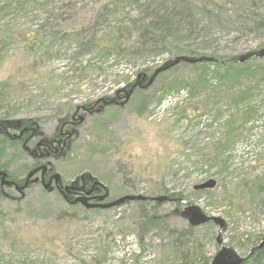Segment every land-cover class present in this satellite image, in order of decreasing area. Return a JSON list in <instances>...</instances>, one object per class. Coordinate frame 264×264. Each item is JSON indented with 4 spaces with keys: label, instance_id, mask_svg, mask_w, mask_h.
Masks as SVG:
<instances>
[{
    "label": "rangeland",
    "instance_id": "1",
    "mask_svg": "<svg viewBox=\"0 0 264 264\" xmlns=\"http://www.w3.org/2000/svg\"><path fill=\"white\" fill-rule=\"evenodd\" d=\"M92 1L26 0L17 5L0 0V9L7 10L0 14V35L13 33L9 43L0 45V91L14 97L11 106L16 108L9 115L0 108V124L13 122L20 129L27 125L37 141H45L59 132L67 116L81 107L89 109L78 116L81 121L70 149L54 162L61 179L78 185L83 176L92 175L104 182L98 204L125 194L158 196L167 189L183 193L176 196L204 213L223 218L226 228L220 231L213 221L191 226L181 213L187 203L166 201L157 208L159 214L169 215L170 226L187 230L181 240L198 255L190 256L194 264H204V259L211 264L222 245L236 256L253 253L264 235V81L246 99L234 103L221 97L213 69L206 75L212 86L203 92L189 86L164 92L167 79L183 77L187 70L180 63L175 70L159 73L147 87L143 86L149 77L135 88L117 80L149 66L157 70L170 65L179 56L198 57L197 53L212 57L255 52L247 60L264 63V55L258 54L264 48V30H244L231 12L230 22L224 25L205 21L215 39L209 43L205 38L211 37L202 35L188 44L197 50L195 54L185 52V42L184 55L178 56L165 52L132 61L115 55L104 60L97 52L85 51L76 57L78 40L69 37L59 39L48 56L28 53L27 32L41 29V35L47 36L63 31V23L79 21L86 14L83 6ZM236 1L245 4L244 12L251 11V2L264 9V0ZM133 14L139 12L134 9ZM124 15H108L106 23L114 24ZM247 24L252 26L251 21ZM106 31L99 29L100 34ZM93 32L89 29L87 35ZM88 38L80 42L88 44ZM208 43L210 47L205 48ZM91 63L104 72L88 71ZM246 86L236 84L228 90L236 98ZM128 94L130 100L124 103ZM249 107L253 108L249 115L242 114ZM14 153L18 165L12 166L13 174L32 172L31 159L23 156L27 151L15 147ZM37 171L27 187L16 188L8 182L0 196V264H181L184 260L172 252L171 235L153 231L141 245L138 202L126 200L111 209L71 204L57 190H45ZM211 178L217 182L213 188H194ZM244 264L253 263L249 259ZM255 264H264V259Z\"/></svg>",
    "mask_w": 264,
    "mask_h": 264
},
{
    "label": "trees",
    "instance_id": "2",
    "mask_svg": "<svg viewBox=\"0 0 264 264\" xmlns=\"http://www.w3.org/2000/svg\"><path fill=\"white\" fill-rule=\"evenodd\" d=\"M11 1L17 5H22L26 2V0ZM197 1L94 0L91 5L87 4L83 6L86 14L79 21L75 20L74 22L63 23V31L55 30L47 36L41 35V29L33 31L30 35L27 32V51L31 55L36 54L38 57L48 56L53 52L54 45L57 44L59 39L62 40L69 37L78 40V48L80 51L75 53L76 57L82 55L85 51L97 52L98 57H102L104 60H109L115 55L118 58L124 57L128 61H132L131 58L138 56H158L165 52L176 53L178 56L183 54V49L185 52L195 54L197 50L189 48L188 44L196 41L202 35L211 37V28L209 25H205V21H209V23L215 21L220 25H224L226 22H230L228 17L231 16V12H235L237 16L234 20L243 24L242 28L244 30H264L263 6L258 9L254 2H251V6H246H250L249 9L251 11L244 12L245 4L238 5L236 0ZM60 8L63 10L64 7L60 6ZM3 9H0V14H4L7 11ZM134 9L139 12L138 15L133 14ZM120 12L125 14L121 20H114V24L106 23L108 15H115ZM93 16L94 19L92 20ZM61 17L62 15L57 16V18ZM250 21L252 22L251 27L247 24ZM102 27H105L107 31L100 34L99 29ZM89 29H93L94 32L87 35ZM84 35L89 36L88 44L80 42L86 37ZM11 39H13L12 32L0 35V45H6ZM213 39L215 38H205V41L212 43ZM185 42L187 46L182 49ZM209 43L207 44L209 46L205 48L210 47ZM212 52L215 53L216 51ZM197 54L198 57L202 56L201 53ZM212 57L215 60H204L195 63L181 61L180 65L188 66L187 70L183 72V77L176 76L167 79L163 85L164 92L165 90H176L179 92L184 86H189L197 92L207 91L209 86H212V81L206 75L208 71L213 69L216 73L215 80L219 86L218 92L222 93L221 97L238 103L250 96L255 86L260 84L261 81H264V63H251L249 60L239 61L240 56H219L216 53ZM178 65L176 64L166 68L161 67L159 73L163 74L167 69L175 70ZM86 69L88 71L89 69H92V71L95 69L96 73L99 74L104 72L103 70L98 71L99 67L93 63L86 67ZM155 71V69L152 70L149 66L137 71L134 76H118L117 82H123L126 87L137 86ZM132 77H134L133 81H131ZM236 84H240L241 86L247 84L248 87L246 86L234 98V95H231L228 89L232 86L234 87ZM3 88H7V86L4 84ZM139 89L137 88V90ZM9 94L7 90L4 92L0 91V108L5 109L6 112L4 115H9L11 113L10 111L16 109L11 106L14 97L10 98ZM161 97L163 98L164 94ZM252 110L253 108L249 107L242 114L248 116ZM228 123L230 125L233 124V120H229ZM228 134L231 135L230 132ZM163 190L167 191V189ZM176 195L184 196L183 193H172L170 196L177 197ZM138 203L140 220H138L137 234L140 237L141 245L145 246L147 237L153 231H158V235H171L172 252L181 254V257L184 259L181 264H194V258L190 256L198 255L191 252L187 248L188 246H185L186 244H183V240H181L187 237V233H185L187 230H178L170 226L168 220L169 215L158 213L157 208L160 205L159 203H151L150 200L139 201ZM177 203V205H181V202L178 200ZM188 236L190 237V232ZM141 252L145 253L146 249L143 248ZM261 259H264V247L254 250L251 263L255 264V262ZM208 262V260L204 259V264H208Z\"/></svg>",
    "mask_w": 264,
    "mask_h": 264
},
{
    "label": "flooded vegetation",
    "instance_id": "3",
    "mask_svg": "<svg viewBox=\"0 0 264 264\" xmlns=\"http://www.w3.org/2000/svg\"><path fill=\"white\" fill-rule=\"evenodd\" d=\"M81 108L73 112L70 117L67 116L66 119H63L61 127L59 128V132L46 137L47 140L45 141H41V139L37 141L35 138V131L31 132L30 128L27 127V125H24V128L20 129V127H18V125H14L13 122L0 124V196L4 195L3 189L4 186L7 185L6 183L12 182L13 186L19 188L25 183L30 173V170L27 172L25 171L24 175L20 177L17 174H13L14 168H12V166L18 165L16 163V159L18 156L14 153V148L16 147L21 150L23 149L24 151H27V154H23V156H27L29 159H31L32 162H30V166L33 167V170H38L37 172L40 173L39 177L45 190H57L71 204H77L78 202L81 204H85V202L95 203V201H99V199H101L102 192L100 191H103L106 184H104V182H101L100 180L93 179L92 175L83 176L81 179V184L78 185L65 182L63 179H59L57 183L55 178V174L57 173V171L53 167L55 166L54 162L57 159L61 158V156L63 155L62 153L70 149V141L75 137L77 127L79 126L81 121L80 117L78 116L80 115V113H84V111H90L89 109L83 110ZM29 122L30 121H25V124ZM30 147L34 148L30 150ZM4 157L6 160L2 161L1 159ZM18 177L20 179H18ZM33 177L34 176H32V178ZM172 193L173 192H169L167 190L165 191V193H161V195L153 196L152 199H155H153L152 201H154V203L156 202L161 204L166 201H176L177 203L178 200L182 204V201L180 199L185 200V198L179 196H170ZM122 196H119V198H121ZM159 196H164L166 197V199L159 200L157 198ZM149 197L151 196L147 195V198ZM119 198L114 197L109 200L107 199V201L108 203H111ZM134 201L137 202V200ZM185 201L186 203H188L187 200ZM114 205L106 207V209H111ZM181 211L183 212L184 209ZM220 231L222 230L220 229ZM252 255L253 253H251L249 257H245L246 259L244 260V262L251 259ZM244 262L242 264H244Z\"/></svg>",
    "mask_w": 264,
    "mask_h": 264
},
{
    "label": "water",
    "instance_id": "4",
    "mask_svg": "<svg viewBox=\"0 0 264 264\" xmlns=\"http://www.w3.org/2000/svg\"><path fill=\"white\" fill-rule=\"evenodd\" d=\"M258 54L264 55V49L261 50ZM252 55H254V53L245 54L243 56H240L239 60L245 61L246 59H248ZM180 59H185V60H188L189 62H197V61H202L204 59L210 60L211 58H207V57L191 58V57H187V56H181V57H177L172 62V64L164 66V68L175 65L176 63H178L180 61ZM160 70H161V68L157 69L149 77L147 84H145V86H143V87L150 86L154 82V80H155L156 76L159 74ZM129 97H130V94H128L127 99H129ZM81 119H83V118H81ZM34 173H35V170H33L32 172L29 173L25 184L23 186H21L20 189H24L25 187H27V185L29 183V179L33 176ZM55 178H56V181L58 183V180L59 179L61 180V175L59 173H56ZM216 183H217L216 180L211 178V179L206 180L205 182H202L200 184H196L194 186V188L195 189L213 188L214 186H216ZM46 187H47V185H46ZM146 198H147V196H145L143 194H128V195L122 196L121 198H119V199H117L111 203H107V204H101L100 205V204L89 203V202H85V204L88 207L98 206V205H100L102 207H109V206H112L114 204L124 202L126 200H136V199L144 200ZM157 198L159 200L166 199V197H164V196H159ZM180 200L182 202L186 203V201L184 199H180ZM183 214L187 216L188 221L192 226H198V225L207 223L209 221H214L220 225L221 230H224L226 228V221L223 218L218 217V216H214V215H208V214L204 213L203 211H201L198 206H196L195 204H192L191 202L187 203V207L184 209ZM217 240L219 243H221L220 234L217 236ZM262 246H264V235H263V240L258 245V247H262ZM245 259H246L245 257L236 256L234 253H230V250L226 246H223L221 248V250L214 256L211 264H242Z\"/></svg>",
    "mask_w": 264,
    "mask_h": 264
}]
</instances>
